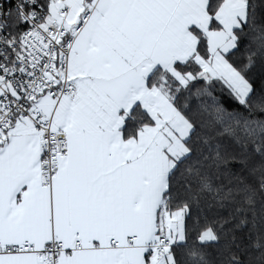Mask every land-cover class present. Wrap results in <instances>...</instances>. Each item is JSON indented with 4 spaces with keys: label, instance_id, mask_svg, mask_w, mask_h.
<instances>
[{
    "label": "snow or ice",
    "instance_id": "obj_1",
    "mask_svg": "<svg viewBox=\"0 0 264 264\" xmlns=\"http://www.w3.org/2000/svg\"><path fill=\"white\" fill-rule=\"evenodd\" d=\"M257 66L264 0H0V264L264 257Z\"/></svg>",
    "mask_w": 264,
    "mask_h": 264
},
{
    "label": "trees",
    "instance_id": "obj_2",
    "mask_svg": "<svg viewBox=\"0 0 264 264\" xmlns=\"http://www.w3.org/2000/svg\"><path fill=\"white\" fill-rule=\"evenodd\" d=\"M244 55H246V51L242 49L241 52L236 54L235 59L239 60L243 58ZM252 76L258 85L264 84V68L257 66L255 68V71L252 73ZM214 95H216L218 98L221 99L224 107L228 108L229 111L232 110V108L234 107V103L231 100V97L228 95L226 89L221 91V87L217 85ZM196 103H198V101L194 99V105ZM230 211H231L230 208H219L217 206H209L202 209L201 216L207 217L208 220H214L218 218V215L227 216ZM240 235L243 237V242L245 245H250L251 243H253L256 237V233L254 231H249L248 228L243 229L240 232ZM195 244H196L195 239L194 238L190 239L188 241L186 248L183 249L182 251L186 253L188 251V248L193 247ZM224 246H225V240L222 239L218 246H215L213 249H210V251H212L213 256L216 257V259H220L217 253L222 251ZM233 250L235 251V249ZM182 258L186 260V256H182ZM243 258L245 259L247 264H264V257H262L261 252L252 247L247 248Z\"/></svg>",
    "mask_w": 264,
    "mask_h": 264
}]
</instances>
